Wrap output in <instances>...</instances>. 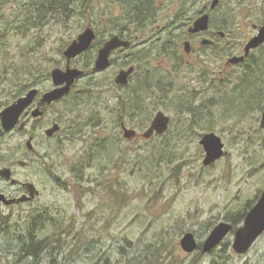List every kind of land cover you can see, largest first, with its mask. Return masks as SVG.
<instances>
[{
  "label": "rangeland",
  "instance_id": "1",
  "mask_svg": "<svg viewBox=\"0 0 264 264\" xmlns=\"http://www.w3.org/2000/svg\"><path fill=\"white\" fill-rule=\"evenodd\" d=\"M98 1L95 19H109V0ZM239 1L240 7L234 0H225L221 7L220 13L225 16L232 9L243 14L241 21H236L234 14L232 20L236 22L226 24L225 29L236 36L231 34L223 41L225 47L220 52L185 53L189 62L184 63V57L182 61L178 56L174 67L167 54L140 51L143 44L130 51L138 52L135 60L143 66L141 73L150 75L152 82L165 80L163 87H169L165 93L160 86L146 88L142 105L146 103L147 109L118 122L120 103L116 94L109 99V105L101 95H93L81 105L74 99L65 102L70 115L81 109L86 112V137L69 142L57 152L63 185H53L42 176L43 193L36 202L22 208L1 206L0 212L7 219L0 222V264H128L134 257L147 258L153 249L147 247L149 244L161 247L159 259L163 264H264V233L247 253L234 250V233L212 251L202 252L214 227L221 221L234 224L231 220L238 219L237 214L264 189V129L260 125L263 110L251 111L257 87L241 84L243 66L226 68L218 74L213 70L218 69L217 61L222 57L236 53L239 40L251 29L244 19L247 7ZM24 2L7 4L0 29L12 26L7 19L15 21ZM196 10L194 7L190 14ZM72 14L67 19L52 17L27 35L11 27L0 46V109L18 96L21 82L30 84L28 88L50 85V78L44 79L62 60L61 50L73 42L85 19ZM262 51L264 47L255 52L256 56L260 57ZM25 67L29 68L26 74ZM18 68L21 77L16 76ZM207 68L212 71L205 80L200 75ZM213 74H217L215 80ZM256 76H263V72L252 73L251 77ZM203 81L207 86L204 94ZM119 91L126 94L128 90ZM211 99L217 101L211 108L213 117L203 112V122L195 124L193 113L184 111V105L203 108L205 104L206 108ZM159 111L173 118L170 131L143 137ZM122 123L137 129L139 135L125 138ZM209 132L222 137L225 154L205 166L200 140ZM21 140L19 135L8 136L1 142L2 151L6 153L8 147ZM83 162L84 180H80L73 167ZM31 208H48L63 224L38 261L18 256L22 239L28 235L27 210ZM243 223L244 220L234 225L239 228ZM54 229L53 224H48L37 237L45 238ZM188 232L194 233L199 244L192 253L184 251L180 244ZM151 257L154 258L152 254Z\"/></svg>",
  "mask_w": 264,
  "mask_h": 264
},
{
  "label": "flooded vegetation",
  "instance_id": "2",
  "mask_svg": "<svg viewBox=\"0 0 264 264\" xmlns=\"http://www.w3.org/2000/svg\"><path fill=\"white\" fill-rule=\"evenodd\" d=\"M97 1L74 0L76 18H85L84 21L81 20L80 32L74 40H77L88 28L93 30L94 38L88 49L71 59L64 55V51L68 46L63 48L61 50L62 60L57 62L55 68H53V70L56 68L62 70L72 68L82 71V74L72 84L70 92L56 101L45 102L44 95L56 88L50 73L44 79L47 81L50 78L48 87L43 88L39 84H34L22 95L16 96L0 109L1 113L30 90L37 89V94L32 103L23 110L18 123L12 129L4 130L0 120V170L6 171V175L0 174V196H5L7 200H13L10 204L0 200V208L1 206L22 208L36 202L43 193L42 176L53 185H63L58 171L61 166L57 160V152L66 147L69 142L86 137L85 127L87 126V121L83 118L86 112L81 109L79 112L70 115L66 101L74 99L78 105H81L83 101H90L93 95H101L103 97L102 101L109 105V99L112 100L116 94L115 98L119 103L123 99L125 101L131 99L143 102L146 79L151 80L152 78L146 73H141L143 66L135 60L138 57L136 55L138 52L131 53L130 51L133 52L136 47L143 44L144 46L140 51L147 53L156 51L159 54H167L174 67L178 56L182 61L184 57V63H188L185 53L195 54L210 50L217 52L223 50L225 47L223 41L234 34L225 29L226 24L241 21V15L243 14L232 9L233 12L226 16L222 15L220 10L225 0H109V19L104 17L95 19L94 7L99 2ZM242 1L247 7L244 19H246L251 29L244 39L239 40L240 43L237 45L238 50L235 51V54L222 57L223 62L217 61L220 65L222 63L221 67L218 65V69H213L218 71L217 74L226 71V68L238 66L244 68L252 58V54L264 47L263 43L246 55L247 44L264 26V0ZM235 2H237V7L241 6L239 0H234ZM194 7L197 10L190 14ZM234 14L236 21L232 20ZM173 15L175 17H172ZM205 15L209 16L208 28L193 32L191 29L195 26L196 21ZM83 22L85 23L83 24ZM234 36L236 35L234 34ZM114 37L129 41L130 45L114 49L110 53L109 65L103 69H97V60L101 49ZM204 40L209 42L204 45ZM187 43L190 44V52L185 50ZM234 57H244V59L239 63H232L231 59ZM131 68H133V72L128 77V83L117 82V76L121 71H128ZM210 71L212 70L209 68L207 70L203 69L200 76L208 80ZM217 74H213L212 80L216 79L215 75ZM100 78H104V80ZM161 82L162 80L149 81V86L155 88L160 86ZM202 88V94L206 93L207 86L204 84ZM119 90L128 91L124 94ZM91 122H94V120H91ZM173 122V118L170 117L168 131H170ZM123 125L127 126L126 123H122V129ZM135 130L138 136L139 133L137 129ZM15 135L21 136L23 140L14 147H8L6 153L3 152L1 148L2 140ZM35 211L40 212V208L28 209L27 213L31 214ZM47 211L48 213L52 212L51 210H45V213ZM232 225L233 230L231 233H234L237 227L234 224Z\"/></svg>",
  "mask_w": 264,
  "mask_h": 264
},
{
  "label": "water",
  "instance_id": "3",
  "mask_svg": "<svg viewBox=\"0 0 264 264\" xmlns=\"http://www.w3.org/2000/svg\"><path fill=\"white\" fill-rule=\"evenodd\" d=\"M209 26V16L205 15L198 19L195 26L191 29L193 32L206 30ZM94 32L92 29H86L81 36L74 40L68 48L64 51V55L69 59L79 55L83 51L89 48L94 38ZM209 41L204 40L203 44H207ZM264 43V26L260 28V32L253 37L246 46V55L250 53L252 49L259 47ZM129 41H123L119 37H114L103 49L100 51L99 58L97 60V69H103L110 63V53L121 46L128 47ZM185 50L190 52V44L187 43ZM244 57H234L231 59L232 63H239ZM133 72V68L128 71H121L117 76V82L126 84L128 83V77ZM82 74V71L78 69L68 68L62 70L56 68L51 72L52 79L56 85V88L47 92L44 95L45 102L56 101L65 95H67L75 79ZM65 84V85H64ZM64 85V86H63ZM37 94V89L30 90L25 96L19 98L16 102L5 108L0 113V120L4 130L12 129L19 121L20 115L23 110L29 106ZM170 123V116L165 114L163 111H159L154 117L151 126L142 134L145 138H150L155 134L161 135L168 131ZM260 125L264 129V110L261 116ZM123 135L127 139H132L137 136L135 129L128 128L123 125ZM200 144L203 146L205 151V158L203 164L209 166L219 159L223 158L225 154V143L221 136L217 135L216 132H209L203 135L200 140ZM5 170H0L1 175H6ZM0 200L10 204L13 200H7L5 196H0ZM24 200V199H23ZM22 201V200H20ZM233 225L226 221L218 223L211 231L210 235L203 243L202 252L207 253L215 249L220 243L231 233ZM264 233V189L257 203L248 211L244 223L242 226L237 228L234 232L235 239L233 242V248L237 253H247L257 239ZM181 247L184 251L192 253L196 251L199 244L195 238L194 233H186L181 241Z\"/></svg>",
  "mask_w": 264,
  "mask_h": 264
},
{
  "label": "trees",
  "instance_id": "4",
  "mask_svg": "<svg viewBox=\"0 0 264 264\" xmlns=\"http://www.w3.org/2000/svg\"><path fill=\"white\" fill-rule=\"evenodd\" d=\"M15 0H0V19L5 20L4 15V8L7 6L8 3H12ZM19 7L20 12L17 14V19L13 22H10L9 19H7V24H12V28L21 35H27L30 33L31 30L34 28H37L39 26H42L44 23L48 21V19H51L52 17H58L61 19L68 18L75 10V3L74 0H25L24 3L20 4ZM75 15V14H74ZM11 27H5L4 29H0V46L2 43L5 42V39L10 34ZM263 48V47H262ZM19 68H22L19 66ZM15 72L17 77H21L22 71L19 70ZM28 67H25L24 73L26 74L28 72ZM243 74L241 77H239L241 84L247 83L250 87L255 84L257 87V94L254 97L256 99V103L251 104V111L255 108H260V110H264V51H262V55L260 57L256 56V54H252V58L247 62V65L245 66V69H243ZM258 72L262 73L263 76H256L251 77L252 73L257 74ZM14 73V74H15ZM150 79H146L145 82V90L149 86ZM161 81V80H160ZM255 81V82H254ZM160 89H163V93L167 92V89L169 90V87L166 86L165 88V82L162 81L160 83ZM30 84H26L25 82H21L18 85L19 92L18 96L27 90ZM241 86H236V88H240ZM149 89V88H148ZM151 92V88L150 91ZM164 97V96H163ZM140 99V98H139ZM146 102V101H145ZM163 102V101H162ZM142 101L140 100H127L124 99L120 102L117 111L120 113L119 121L127 116H132V114L138 113V111H142L143 108L147 109L148 105L145 103L144 106L142 105ZM164 103V102H163ZM213 105H217V101L215 99H211L210 103L207 104L206 108H204L205 104L203 105V108H200L193 104L190 105H184L185 110L184 111H191L194 116V123L195 124H201L203 121L201 118L203 116V112H209L210 118L213 117L214 113L212 112L211 108ZM228 105V102H227ZM229 106V105H228ZM231 105V109H232ZM234 107V106H233ZM236 106L235 108H237ZM155 108V107H154ZM230 109V110H231ZM183 110V109H182ZM202 114V115H201ZM151 118V115L148 116V119ZM168 135H165L166 137ZM168 138V137H167ZM166 144L164 147L166 148ZM85 167V162L83 163H77L73 167V172L77 176L78 179L84 180V172L83 168ZM262 190H260L259 195L254 200L249 201L248 205L240 211L238 215V219L231 220L234 221V224L240 223L244 220L246 217V214L248 211L252 208V206L256 203L258 200ZM45 210H48L45 209ZM45 210L35 211L29 215L28 223H27V232L28 235L22 239L23 245L20 248L19 255L23 258H30L33 259V261H38L41 259V255L44 253V251L48 248L50 245V241L52 237L60 230V227L63 226L62 221L59 220L58 217H55L48 213V211L45 213ZM7 216H4L2 212H0V222L6 221ZM4 223V222H3ZM48 224H53L55 229L54 231L46 236L45 238L39 239L37 237V233L40 229L46 227ZM236 226V225H235ZM148 248H153L150 253H148L147 258L138 259L137 257H134L133 260L130 259V262L128 264H163L162 261L159 259V256L161 257V252L159 253V250H161L160 246H154L153 244L147 245ZM52 251V249H51ZM151 254L154 256V258L151 257ZM129 257V256H128ZM156 260V262L154 261ZM55 263V262H54ZM53 261L50 264H54ZM107 261H105V264ZM96 264H101L97 262ZM174 264V263H173Z\"/></svg>",
  "mask_w": 264,
  "mask_h": 264
},
{
  "label": "bare ground",
  "instance_id": "5",
  "mask_svg": "<svg viewBox=\"0 0 264 264\" xmlns=\"http://www.w3.org/2000/svg\"><path fill=\"white\" fill-rule=\"evenodd\" d=\"M114 81V80H113ZM118 88V87H117Z\"/></svg>",
  "mask_w": 264,
  "mask_h": 264
}]
</instances>
